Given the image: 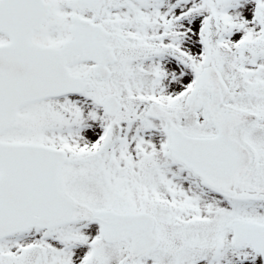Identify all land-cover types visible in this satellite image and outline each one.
<instances>
[{
    "label": "snow or ice",
    "instance_id": "obj_1",
    "mask_svg": "<svg viewBox=\"0 0 264 264\" xmlns=\"http://www.w3.org/2000/svg\"><path fill=\"white\" fill-rule=\"evenodd\" d=\"M0 264H264V0H0Z\"/></svg>",
    "mask_w": 264,
    "mask_h": 264
}]
</instances>
